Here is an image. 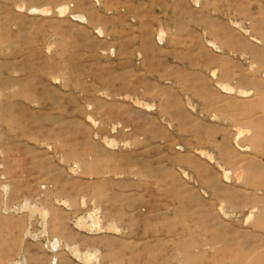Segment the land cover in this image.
I'll return each mask as SVG.
<instances>
[{
    "label": "rangeland",
    "instance_id": "1",
    "mask_svg": "<svg viewBox=\"0 0 264 264\" xmlns=\"http://www.w3.org/2000/svg\"><path fill=\"white\" fill-rule=\"evenodd\" d=\"M25 198L46 231L2 208ZM95 208L118 233L75 227ZM53 237L264 264V0H0V264H53Z\"/></svg>",
    "mask_w": 264,
    "mask_h": 264
},
{
    "label": "bare ground",
    "instance_id": "2",
    "mask_svg": "<svg viewBox=\"0 0 264 264\" xmlns=\"http://www.w3.org/2000/svg\"><path fill=\"white\" fill-rule=\"evenodd\" d=\"M46 9H48V7ZM46 9L42 10V11L46 12L47 11ZM60 12H61V14L63 12H65V7L62 6L60 8ZM77 17H79L80 19H83L82 15H79ZM163 34H164L163 32L159 34V37H158L159 40H161L163 38ZM239 94H243V91L242 90L239 91ZM243 133H244V129L239 127L237 129L236 138H239L241 136V134H243ZM109 144H110V142H109ZM237 174L239 175L240 171H237ZM7 190H8V187L7 186H3V191H4L5 194H6ZM82 204L84 205V200H83ZM2 208L4 210L12 211L14 213H22V212L23 213H27V216L29 218L28 220H31V219L33 220V218L39 217L41 223L44 225V231H46L45 230V228H46L45 224H47L46 223L47 222L46 218H47V215H48L49 211L47 210L46 207L41 205L39 202L35 201V199L31 200L29 198H25L24 200H21V202H19L18 204H14V205L10 206V208H7L5 206L2 207ZM99 211H100L99 208H95V209H92V210L90 209L88 212H85L83 215H80L77 218H75L72 222H74V225H75V227L77 229H79L81 231H86L89 234L99 233V232H103V231L110 232V233H118L119 232V228L116 226L117 223L115 224V221L111 220L108 224L102 225L103 223H102L101 218L99 216ZM27 223L30 226V224H31L30 221L27 222ZM24 235L25 236L35 237V235H37V234L36 233L33 234L30 231V229L27 227ZM65 242L66 241L62 240L61 238L53 237V240L49 243L51 248H52V250L54 251L52 253H55L53 255V258H52L53 264H57V262H58V255H57L58 253L57 252L60 250L61 246L65 247L66 250L72 256H74L76 258V260H78V261L84 262L85 264H91V263L99 264L98 263V259H99V256H100V251H99L98 248H96V247H87L85 250H82V249H80L78 247L77 243L68 244L67 242L66 243ZM47 244H48V242H47ZM21 263L22 262L12 261L10 264H21Z\"/></svg>",
    "mask_w": 264,
    "mask_h": 264
},
{
    "label": "crops",
    "instance_id": "3",
    "mask_svg": "<svg viewBox=\"0 0 264 264\" xmlns=\"http://www.w3.org/2000/svg\"><path fill=\"white\" fill-rule=\"evenodd\" d=\"M4 195L6 196V194L4 193ZM4 210V209H3ZM51 239H52V237H50ZM46 242V241H45ZM0 243H1V241H0ZM12 252V251H11ZM6 256H8V254H5ZM61 256V255H60Z\"/></svg>",
    "mask_w": 264,
    "mask_h": 264
}]
</instances>
